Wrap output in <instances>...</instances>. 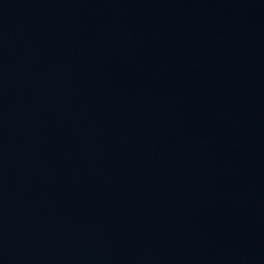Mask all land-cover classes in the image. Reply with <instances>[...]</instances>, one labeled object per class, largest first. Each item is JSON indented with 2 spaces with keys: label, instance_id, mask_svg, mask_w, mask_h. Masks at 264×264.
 <instances>
[{
  "label": "water",
  "instance_id": "water-1",
  "mask_svg": "<svg viewBox=\"0 0 264 264\" xmlns=\"http://www.w3.org/2000/svg\"><path fill=\"white\" fill-rule=\"evenodd\" d=\"M0 264H264V0H0Z\"/></svg>",
  "mask_w": 264,
  "mask_h": 264
}]
</instances>
